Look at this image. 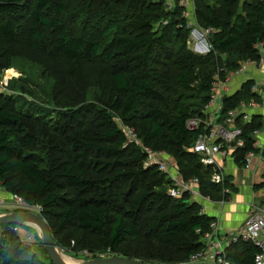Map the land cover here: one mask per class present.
<instances>
[{"label": "trees", "instance_id": "trees-1", "mask_svg": "<svg viewBox=\"0 0 264 264\" xmlns=\"http://www.w3.org/2000/svg\"><path fill=\"white\" fill-rule=\"evenodd\" d=\"M98 1L105 2L0 0V69H10L9 48L16 45L35 50L44 47L50 58L66 61L99 59L110 62L111 53L125 61V65L112 71L117 99L104 103L102 109L93 103L83 105L70 115L72 122L82 128L81 132L67 134L65 125L58 134L55 128L41 131L30 123L28 110L17 109L15 99L0 94V188L18 195L29 205L42 207V217L47 219L52 235L54 230L61 233L76 227L94 236L101 252L115 253L130 239L147 237L141 230L152 222L149 233L176 255L172 259L173 254L166 251L154 259L160 264L186 262L205 249L202 237L210 231L216 218L202 213L201 206L191 202L187 195L173 198L169 193L171 184L164 174L156 167H145L148 155L140 148L129 146L114 118L118 116L129 127L138 126L136 132L143 144L165 151L185 167L188 177L201 180L200 157L191 151L186 153L185 149L192 150L204 130L192 131L188 123L195 117H206L205 107L211 102L214 81L207 76L195 89L198 93L194 101H186L188 95H182L181 105L171 108L162 91L173 88V82L168 85L160 79V67L164 69L168 63L159 59V52L169 50L167 43L174 41L173 36L181 42L175 52L181 53L186 48L188 22L183 17V7L177 4L168 12L161 7L165 0H159L150 2L144 10L145 22L133 24L125 19L114 20L104 26L102 33L103 37L113 38V43L107 45L97 35V21L75 36L69 32L64 18L70 8L75 14L90 18L95 14L93 6ZM114 2L117 14L128 15L137 11L141 0ZM196 4V21L210 34L211 50L207 60L191 52L184 56L181 75L177 77L178 86L183 90H191V84L195 82L191 70L211 63L215 53L219 54L217 59L226 56L220 75L221 81L226 82L229 74L237 73L242 63L260 61L256 48L264 43V0H196ZM25 8L29 9L26 19L22 14ZM104 8L107 12L109 8L112 10L110 4ZM96 17L101 19V15ZM147 18L150 20L146 21ZM253 85L252 81H247L228 97L223 102L222 115L241 103L261 102L262 98L251 92ZM86 114H93L96 121L93 129L86 130L87 121H83ZM237 122L244 131L245 147L238 149L235 155L237 164L243 167L249 152L258 153L254 149L252 133L260 130L263 124L259 116H253L249 123L240 119ZM191 156L198 161L195 167L190 166ZM96 157L113 162H101L102 167H97ZM105 166L112 169L108 176L98 178L93 175L92 167L100 168L101 173ZM123 181L131 182V187L139 184L143 189L133 200L132 207L127 209L120 201L129 202L130 197L122 196L117 187ZM208 188L212 197L220 200L217 193L233 190L232 179L229 176L224 184L212 183ZM254 189H264V177ZM145 209L154 215L143 217ZM15 227L0 225V264H53L43 245L41 250L49 258L48 263L15 240L19 238ZM19 227L29 232L33 230L27 226ZM54 241L58 246L59 243ZM131 253L126 248L124 255L133 260L151 261L147 256H131ZM257 254V247L245 241L232 245L226 252L233 264H256Z\"/></svg>", "mask_w": 264, "mask_h": 264}, {"label": "rangeland", "instance_id": "rangeland-1", "mask_svg": "<svg viewBox=\"0 0 264 264\" xmlns=\"http://www.w3.org/2000/svg\"><path fill=\"white\" fill-rule=\"evenodd\" d=\"M114 1L120 2L122 0H105V2L98 1L97 5L95 4L93 6L95 14L90 18L82 17L77 13L75 14L72 8H70V10H68V13L64 16L69 32L72 35L79 36L83 33L84 29L96 24L97 21L99 25L96 31L100 41L107 45L112 44L113 38L111 36H102L105 28L104 26L106 24H112L114 20L117 19H125L131 21L129 23L133 24L136 22H143L146 18L144 17L145 14H143L144 10L146 11V8L150 4V2H158L159 0H141L137 11L135 13L129 12L128 15L124 13L117 14L118 10L117 7H114ZM107 4H110L111 9L113 10V12H111L112 10H110V8L108 9V12H111H109L110 14L104 8L107 6ZM177 4H179V6L183 7L184 9L183 17L188 22V25L186 27V29L188 30V38H186V48L184 47L181 53L175 52V48H179L181 46L180 40L175 36H173L174 41L172 43H167V46H169V50L166 49L159 52V59H164L168 63V66L164 69L160 67V79L165 80L167 82L166 84L168 85L173 82V88H165V90L162 92L167 103L171 108L174 109L177 105H181L182 95H185V97L186 95H188L187 98H185L186 101H194V96L198 93V90L195 89H198L201 81L207 76H210L214 82H216L217 84L219 83L223 87V89L220 87V89L217 90V94L220 96L221 100L217 101L216 107L207 108L206 106V117L204 119L195 117L188 123V126L192 131L197 130L198 128L204 130L203 134L199 136L196 143L202 140H205L208 143L209 129L225 128L222 125H224L225 123L226 115L223 116L222 111L219 108L222 107L223 110V102H225L226 98H228V96L224 97L222 92L225 89V85H227L228 89L234 88L235 85L237 86L238 84L235 78L238 76H242L246 71V67H249L251 64H253L254 67L264 65V59L261 62L247 61L242 63L239 71L237 73H230L229 77L226 79L225 85H223L224 82L221 81L220 75L221 69L222 67H224L226 56L222 55L217 59L219 54L215 53L214 58H212L210 61L211 63L201 65L199 67H196V69L191 70L192 77H194L195 82L191 84V90H183L178 86L177 77L181 75V68L184 64V56L187 53L191 52L193 54L203 56L207 60V55H210L211 43L209 39L210 34L201 29L197 24L195 15L197 7L196 0H165V4L161 7L169 12L173 11ZM28 13L29 9L25 8L22 13L23 16H25V19L28 16ZM96 15H101V19L99 17L97 18ZM147 20H150V18H147L146 21ZM23 21L25 22V20ZM128 21L125 22L128 23ZM161 25H164V22H161ZM153 29L156 30L157 26L154 25ZM256 49L260 51L259 48ZM9 52V62L11 65L10 69H0V94L15 99L17 101V109H20L24 112L28 110L31 113L30 123L35 128L41 131L55 128L58 134L59 131L62 130L61 127L65 125V131L67 134H71L73 132H81L82 128H80V125L72 122L73 120L70 117L74 110L80 108L83 105L92 103L95 104L98 109H102L104 107V103L114 101L118 98L117 88L112 80V71L125 65V61L123 58L118 57L114 53L110 54V62H104L99 59H95L91 62H85L79 60L66 61L63 59L50 58L47 55L44 47L35 50L32 48H26L25 46L16 45L10 47ZM231 82H234L235 84L231 86ZM254 87L257 89H255ZM251 92L259 95L261 98H263L264 96V94H262L263 90L259 89V87H257V85L255 84L252 86ZM253 103L254 101H251L247 104L241 103L240 106L244 107L246 105H250L251 108L256 109V106H252ZM259 103L261 104L262 102ZM249 113L253 115L251 112ZM86 115V118H83L84 122L87 121L85 123L86 130L93 129V126L96 125L93 114ZM240 118L241 116L239 115V118L237 119L239 120ZM114 121L115 124H117L118 128L126 135L129 146H132V148H140L146 153V155H148V157L151 158V160H153V162L155 161L158 163H163L165 165L166 169L159 171L164 174L165 180H167V182L169 181V184H171L169 193L173 190L178 191L180 189H183L187 184V186H190L191 189H194L196 192H198V195L200 196L204 204H218V202L223 199L222 197H224V191V193H217L218 197H220V200L214 199L212 197L213 194L208 186L212 184L211 175L215 172L216 167H209L204 164V156L195 152V145L193 146L192 150H190V148H186L185 152L189 153L191 151L195 155L200 157L199 163L203 173L201 180L198 177H188V171H185V167L179 165L178 161L174 157L168 155L165 151L154 148L152 145L146 146L145 144H143L142 140L138 137L136 132L139 128L138 126V128L129 127V125L125 124L118 116H115ZM140 131L143 132V128H141ZM213 142H215V140ZM226 145L227 147L225 148V151L228 150L229 146H231L232 149L229 150V152H227L225 155L222 154V151H220V154L216 157V163L222 164L220 165V170L226 175L234 172V174L238 175L239 178L246 176L245 173L250 171L251 167L250 169L245 170L242 166L238 165L236 161V151L241 148H236L233 142L226 143ZM129 146L125 144V147ZM260 156L261 155L258 154L254 158V160L261 159ZM94 159L97 162V167H102V164H99L101 162L107 164L113 162V160H107L103 157H96ZM263 159L264 157L261 159L262 164H264ZM196 165H198L197 159L191 156L190 166L195 167ZM145 167H156L158 169L160 168L157 163L146 165ZM95 169L97 170V172H95ZM242 169L245 172H243ZM99 170L100 168H91L93 175L97 176L98 178L108 176L112 171V169L108 168V166H105V170H103V172L101 173L99 172ZM194 179H196L197 182H191ZM254 184L255 183L251 182L243 184L238 180L236 184L232 185L233 190L231 192H235L237 194L240 191V189L238 190V188H241L245 185H250L252 188H254ZM131 185V182L123 181L119 182L117 186L119 187V192L120 194H122V196L130 197L129 202H125V200L123 202L120 201V204L125 209L131 208L133 200L139 197L143 191L142 187L139 186V184L132 187ZM3 191L4 190L0 188V216L15 212H32L37 215H43L42 207L29 205L24 199L22 201L21 199L15 198L14 195ZM186 195L189 196L188 194H185L184 196ZM230 196L231 195H226V197H228L227 199H229ZM172 197L179 198L174 196ZM189 198L191 202H196L197 204H199L198 199L196 200L192 196H189ZM206 199H210L212 202H208ZM263 201L264 198H261L259 201H251L249 203L247 221L248 219H250L249 214L251 211V205L253 203ZM202 213L205 214V210H203ZM116 214H114V216ZM153 215V212H149L145 209L143 217H152ZM43 219L48 225L47 219L45 217H43ZM216 220L219 224L217 218ZM151 224L152 222H148L145 229L141 230L143 236L147 235V237H142L140 239H130L127 244L122 246L118 250V252L115 253L111 252L110 250L107 252H101L95 237L90 235L89 233L80 231L76 227H71L61 233H57L54 230V234L52 235V237L59 243V245L57 246L58 251L71 264L82 263L98 258H110L117 256L125 257L124 252L126 251V248L131 250V256H147L151 259L150 263L160 264L158 259H154V256L163 254L166 251H169L173 254L172 259L176 258L175 253L169 246H165L157 242V240L153 237L154 235L152 233H149L148 227ZM27 227L32 228L34 231L32 230L29 232L24 228H20L19 231H15L19 234V238L16 237L15 240L18 239L19 242H22L24 244L23 246H27L28 248H30V250L28 251H30L31 254H37L43 261L48 263L49 258L44 256V253L41 250V245H43L41 231L36 225H28ZM235 232L237 231H233V233ZM213 238L215 240V235ZM11 244L13 245L14 243ZM207 244H209V242ZM173 264L189 263H187V261L182 263L174 261Z\"/></svg>", "mask_w": 264, "mask_h": 264}, {"label": "built area", "instance_id": "built-area-1", "mask_svg": "<svg viewBox=\"0 0 264 264\" xmlns=\"http://www.w3.org/2000/svg\"><path fill=\"white\" fill-rule=\"evenodd\" d=\"M257 48L260 49L259 53L262 58H260V61H263L264 59V43H261L257 45ZM226 82L223 83L225 85ZM220 87L223 89V87L218 83L214 82L213 87L211 90V102L207 106L209 107H216L217 101H220L221 98L217 94V90L220 89ZM255 88V87H254ZM257 89V88H255ZM263 90L262 88H259ZM259 92V91H258ZM262 103H257L254 101L252 106H256L257 108H264V96L262 98ZM251 108L250 105L246 106H240L238 108H235L231 111H229L226 114L225 128H217V129H209V136L207 143L205 140L198 141L195 144L194 150L196 153L203 155V162L206 166H215V172L211 175V181L213 184L216 185H222L225 183L226 178L228 177L226 174H224L220 170L221 163H216V157L220 154V151H222V154H226L231 150V146L228 147V150L225 151V148L227 147L226 143L233 142L236 146V148H244L245 147V139L243 138L244 131L242 127L238 125L237 118H239V115L241 116L240 120L243 122L249 123L252 119L251 114L248 110H245V108ZM222 111V107H219ZM221 126V125H220ZM259 130H254L252 133V137L255 139L254 143V149L259 150V143L257 142V137L259 135ZM126 136V135H125ZM127 138V137H126ZM215 140V142H213ZM213 142V143H212ZM235 149V148H234ZM255 152H249L246 155L245 158V165L243 166V169H250L252 160L255 156ZM228 157V155H227ZM153 163H157L160 168L159 170H165L166 167L163 163L153 162L151 158L149 157L146 165H150ZM197 182L196 179L192 180L191 182ZM225 192V193H224ZM223 194V199L218 202V204L224 205L228 202V199L226 198V195H231L230 189H225ZM185 194H188L189 196H192L194 199H198V203L202 206V211H206V206L202 202L200 196L198 195V192H196L194 189H191L190 186L185 185L183 189H180L178 191L173 190L170 192L171 196L174 197H183ZM15 198L21 199L23 201V198L19 197L18 195H14ZM208 202H212L210 199H206ZM26 203V202H25ZM27 204V203H26ZM250 219L245 223L243 227H241L237 232L233 233V231H230V233L225 234L223 231L220 230L219 224L217 221H213L210 225V231L207 232L203 237L202 241L205 243V249L199 253H196L195 255L191 256V258L187 261L189 264H233L226 255L227 249L231 247L232 245L240 242H251L254 244L258 249L256 264H264V201L263 202H257L253 203L250 207ZM20 227H15V231H19ZM214 233V234H213ZM215 235V240H214ZM209 242V244H207Z\"/></svg>", "mask_w": 264, "mask_h": 264}, {"label": "crops", "instance_id": "crops-1", "mask_svg": "<svg viewBox=\"0 0 264 264\" xmlns=\"http://www.w3.org/2000/svg\"><path fill=\"white\" fill-rule=\"evenodd\" d=\"M240 1L243 2L244 0H240ZM235 79L237 80V83L239 85L236 83L237 86L235 85V87L231 89H228L227 85H225V89L222 91L224 97L225 96L230 97L234 95L238 90L241 89L242 85L246 81L254 82V84L257 85V87L263 89L262 94H264V65H261L259 67H256V66L254 67L253 64H251L249 67H246V71L242 76H238ZM234 84H235L234 82L230 83L231 86H233ZM245 110H248L249 112H251L253 114L251 115L252 117L259 116L261 118V122L263 126L259 130L260 133L256 139L260 146H259L258 153L255 154L254 158L259 154L261 155L260 158L262 159L264 157L263 155L264 108L250 109L248 107V108H245ZM254 158L252 160L250 171L245 173L246 176L239 178V176L235 175L234 172L227 175L228 177L229 176L231 177L232 185L236 184L238 180L239 182H242L243 184H246L247 182H251V183H255L254 185L260 182H263L264 164H262L261 159L254 160ZM242 171L245 172L243 169ZM239 189L240 191L237 194L235 192H231V196L229 197L228 202L225 203L224 205L205 203L206 214L217 218L220 224V230L223 231L227 235L228 233H230V231L239 230L246 223L249 203L251 201L255 202V201H259L261 198L262 199L264 198V189L255 190L250 185H245L241 188H238V190Z\"/></svg>", "mask_w": 264, "mask_h": 264}, {"label": "water", "instance_id": "water-1", "mask_svg": "<svg viewBox=\"0 0 264 264\" xmlns=\"http://www.w3.org/2000/svg\"><path fill=\"white\" fill-rule=\"evenodd\" d=\"M227 99V98H226ZM28 226L36 225L42 233L43 246L53 264H67L61 258L51 230L41 215L32 212H15L0 216V225ZM77 264H155L125 257L98 258Z\"/></svg>", "mask_w": 264, "mask_h": 264}, {"label": "bare ground", "instance_id": "bare-ground-1", "mask_svg": "<svg viewBox=\"0 0 264 264\" xmlns=\"http://www.w3.org/2000/svg\"><path fill=\"white\" fill-rule=\"evenodd\" d=\"M61 258L64 260L65 263L71 264L60 252H59Z\"/></svg>", "mask_w": 264, "mask_h": 264}]
</instances>
